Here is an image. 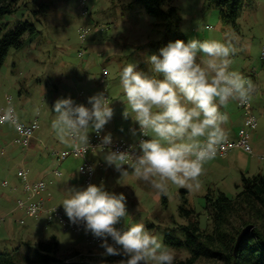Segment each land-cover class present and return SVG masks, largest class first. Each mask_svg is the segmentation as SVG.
I'll return each instance as SVG.
<instances>
[{
	"label": "rangeland",
	"instance_id": "374dc122",
	"mask_svg": "<svg viewBox=\"0 0 264 264\" xmlns=\"http://www.w3.org/2000/svg\"><path fill=\"white\" fill-rule=\"evenodd\" d=\"M40 2L46 4L47 12L40 10ZM21 3L23 6L16 13L4 18L7 29L13 28L19 20H29L38 32L25 36L27 41L23 48L10 49L0 67V108H7L8 99H11L17 117L26 123L37 119L39 128L26 147L17 142L14 126L7 122L0 124V144L3 146V152H0V216H4L0 223V251L11 252L16 263L33 264L38 244L57 240L55 257L60 260L119 264L127 259L122 254L104 256V249L100 247L102 239L86 232L82 223H71L60 205L67 190L87 186L84 176L79 173L83 163L81 158L69 156L60 161L57 157V153L69 149L70 144L61 142L52 130L51 121L55 116L52 110L58 99L70 97L74 103L86 106L89 97L103 93L113 109V116L104 127L136 146L141 133L131 116L127 119L123 116L126 104L119 73L126 64L133 63L137 71L152 75L148 57L158 55L159 49L171 42V34L176 29L187 41L191 38L232 39L236 53L231 58V69L256 86L250 100L256 117V126L249 130L252 152L234 147L224 156L216 155L205 165L199 191L190 192L184 188L188 191L187 206L195 210L191 220H198L201 229L211 231L214 227L212 211L205 208V195L222 191L235 197L241 190L237 185L243 173L252 175L264 170V0L245 4L236 24L222 22L220 6L209 0H170L169 4L178 9V27L177 22L169 23L148 14L138 0H21ZM221 111L231 113L236 119L235 131L245 126L248 114L239 103L231 102ZM240 117L241 122L237 121ZM257 133L260 139L256 137ZM137 149L140 152L138 146ZM100 151L96 153L102 154ZM97 154L92 155L91 160L95 161ZM104 166L111 168L112 174L105 175L100 170L102 166L96 163L95 185L103 183L106 191L117 195L123 193L126 198L128 217L126 221L122 218L115 227L125 231L132 223H144L172 251L173 264H184L190 259L192 253L187 247L164 243L166 228L177 229L188 223L178 210L182 188L170 184L165 196L148 182L135 177L126 165L129 175L123 178L114 166L106 162ZM21 167L29 171L31 181L41 177L47 181L51 194L39 217H29L23 209L15 208L24 184L17 176ZM56 169L60 175L55 174ZM16 187L19 193H13ZM52 207H58L69 223L67 226L57 218L52 222L48 220V210ZM243 221L244 225L241 224ZM246 224L260 226V222L248 219L243 212L230 217L227 227L231 232ZM176 233L180 235L178 229ZM108 242L120 247L111 237ZM194 264H222V261L203 256Z\"/></svg>",
	"mask_w": 264,
	"mask_h": 264
},
{
	"label": "clouds",
	"instance_id": "9594fccd",
	"mask_svg": "<svg viewBox=\"0 0 264 264\" xmlns=\"http://www.w3.org/2000/svg\"><path fill=\"white\" fill-rule=\"evenodd\" d=\"M235 53L232 39L191 38L169 42L158 55L149 56L152 75L137 71L133 63L126 64L119 73L126 104L123 116H131L140 133L149 139L139 141L140 152L134 155L112 150L111 134L105 135L98 147L106 164L114 166L121 178L129 175L124 167L128 166L135 177L165 196L170 184L199 191L205 165L227 140L224 125L229 115L221 109L231 102L246 105L255 92L250 79L231 69ZM88 103L91 108L63 98L52 110V130L78 153L87 152L89 132L99 134L113 116L103 93L89 97ZM5 122L21 129L11 101L0 116V124ZM132 132L136 134L135 129ZM66 193L60 205L69 221L82 223L86 232L101 238L104 256L127 257L119 264H173L172 251L144 223H132L125 231L115 227L128 217L123 193L106 191L103 183L71 188ZM109 237L120 247L110 244Z\"/></svg>",
	"mask_w": 264,
	"mask_h": 264
},
{
	"label": "trees",
	"instance_id": "16d2710c",
	"mask_svg": "<svg viewBox=\"0 0 264 264\" xmlns=\"http://www.w3.org/2000/svg\"><path fill=\"white\" fill-rule=\"evenodd\" d=\"M146 12L160 17L169 23L177 22L178 9L169 4L170 0H138ZM220 6V18L224 23L236 24L239 13L245 4L255 0H209ZM168 4V5H167ZM167 8L165 9V6ZM23 6L21 0H0V67L5 63L10 49H20L26 44V35L32 36L38 32L36 25L29 20H19L13 28L7 29L4 18L12 15ZM40 10L47 12L46 4L40 2ZM183 40L187 42L184 34L176 29L171 34V42ZM241 190L235 197H229L225 192H208L205 195L206 207L212 211L213 229L205 231L201 229L198 220H191L195 210L187 206L188 191L181 189V202L178 206L180 215L188 219V223L176 228H166L164 243L174 247H187L192 257L184 264H194L200 257L217 258L222 264H264V174H242L241 182L237 185ZM165 201V199L163 200ZM247 214L248 219L260 222V226H254L236 248L237 238L241 229L228 230L227 223L230 217L237 214ZM245 224V221L241 223ZM257 224V223H256ZM249 224H246V226ZM58 250L57 240L40 242L35 250L33 264H86L79 261H64L57 259L55 253ZM0 264L16 263L11 252L0 251Z\"/></svg>",
	"mask_w": 264,
	"mask_h": 264
},
{
	"label": "built area",
	"instance_id": "2783aa9c",
	"mask_svg": "<svg viewBox=\"0 0 264 264\" xmlns=\"http://www.w3.org/2000/svg\"><path fill=\"white\" fill-rule=\"evenodd\" d=\"M262 52L264 54V49ZM105 97L107 98V96ZM9 101H11V99H8V104ZM74 104L78 105V103H74ZM239 106L242 109H244L245 112H247L248 114L247 120H245V126L241 128L240 131H238L236 139L227 140L223 144V146L218 150L217 156L226 155V153L234 147H240L245 151L252 152L251 143L249 141V137H250L249 130L256 126V117L253 113L254 110L252 109L251 102H249L246 105L239 104ZM4 109L6 108H0V116L4 115ZM18 121L21 125V129L20 130L16 129L18 134L17 142L27 147L29 146L30 140L34 136L36 130H38L39 123L37 119L32 120L29 123L21 121L19 118ZM108 134L111 133H107L105 128L99 134H97L96 132L90 134L89 135L90 145L88 146L86 153L83 151L78 153L72 146H70L69 149H62L57 153V157L60 161H64L69 156H73L75 158H81L83 160V163L79 167V173L84 176L85 186H88L89 184H95L94 178L96 175V163H98L100 166L104 165V163L101 161L96 162L91 160V156L97 154L96 152L98 150H101L100 152H103V150L98 146L101 144L102 138ZM111 137H112V144L110 145V147L112 148V150L129 151L134 155L139 154V151L137 149V146L139 145V141L141 139L146 138L141 134L138 144L133 150L132 148L133 144L125 141L122 138L116 137L113 134H111ZM0 152H3V146L1 144H0ZM55 174L60 175L61 172L58 169H56ZM17 176L24 183L23 184L24 196L17 199L15 208L23 209V211L29 217H39V215L42 212H44V204L46 203L48 196L51 194L49 192L47 181L43 177L39 178L38 180L31 181L29 179V171L23 167L18 169ZM48 213H49L48 220L50 222L54 221V219L57 218L61 224L63 225L69 224L66 221V219L62 216L58 207L49 208ZM3 219L4 216H0V223L2 222ZM21 222H25L24 219H21Z\"/></svg>",
	"mask_w": 264,
	"mask_h": 264
},
{
	"label": "crops",
	"instance_id": "0c3cea01",
	"mask_svg": "<svg viewBox=\"0 0 264 264\" xmlns=\"http://www.w3.org/2000/svg\"><path fill=\"white\" fill-rule=\"evenodd\" d=\"M103 81V80H102ZM85 83H87V81L85 82ZM80 96L82 95V93H80L79 94ZM86 107H88V108H91V104H89L88 102H87V105H86ZM228 113V112H227ZM228 115H229V121H228V123L226 124V125H224V128L226 129V132H227V139H232V138H234L235 136L237 137V131H235L234 130V125L233 124H236V122H235V118H233V115L231 114V113H228ZM237 121H240L241 122V117L239 118V120H237ZM105 128V130H106V132L107 133H112V130L110 129V128H108V127H104ZM94 131H91V132H89V134L88 135H90V134H92ZM257 136L256 137H258V139H260V134L259 133H257L256 134ZM264 140V139H263ZM263 143V142H262ZM102 155H103V153L101 154H97L96 155V157H94V160L96 161V162H98V161H101V162H103L104 164H105V162L103 161V157H102ZM259 155V154H258ZM228 157V156H227ZM227 157H225V158H227ZM259 157H261L262 158V154H260V156ZM261 169V168H260ZM100 170L102 171L103 170V172H104V174L105 175H110L111 176V168H108V167H106V166H102L101 168H100ZM258 171H260L259 173H262V174H264V170H258ZM253 175V174H252ZM96 184V183H95ZM97 186H99V184H97ZM21 189H22V187H21ZM15 191H17V187H16V189H14L13 188V193L15 192ZM19 191H21V190H19ZM18 192V191H17ZM19 193V192H18ZM24 196V193H23V190H22V192H20L19 194H18V198H21V197H23ZM3 197V196H2ZM17 198V199H18Z\"/></svg>",
	"mask_w": 264,
	"mask_h": 264
},
{
	"label": "water",
	"instance_id": "95a60500",
	"mask_svg": "<svg viewBox=\"0 0 264 264\" xmlns=\"http://www.w3.org/2000/svg\"><path fill=\"white\" fill-rule=\"evenodd\" d=\"M252 228H253V225H252V224H249V225L245 226V227L241 230V232H240V234H239V236H238V238H237L236 248H237L238 244L240 243V241H241V240H242L247 234L250 233V231L252 230Z\"/></svg>",
	"mask_w": 264,
	"mask_h": 264
}]
</instances>
